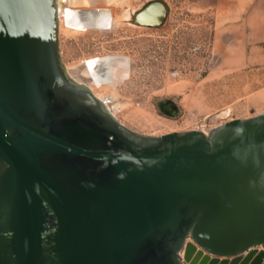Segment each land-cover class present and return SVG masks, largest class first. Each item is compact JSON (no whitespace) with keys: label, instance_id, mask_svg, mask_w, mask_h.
Instances as JSON below:
<instances>
[{"label":"water","instance_id":"1","mask_svg":"<svg viewBox=\"0 0 264 264\" xmlns=\"http://www.w3.org/2000/svg\"><path fill=\"white\" fill-rule=\"evenodd\" d=\"M61 4L0 0V264H185L189 238L260 264L264 112L210 134L131 130L65 67Z\"/></svg>","mask_w":264,"mask_h":264},{"label":"rangeland","instance_id":"2","mask_svg":"<svg viewBox=\"0 0 264 264\" xmlns=\"http://www.w3.org/2000/svg\"><path fill=\"white\" fill-rule=\"evenodd\" d=\"M153 1L96 0L87 6L79 0L80 9L109 6L112 18L102 27L86 23L75 28L64 17L59 21L61 58L70 76L88 80L78 67L90 69L95 61L125 62L122 74L90 88L97 97L108 98L104 103L122 124L145 135L187 130L210 134L233 119L263 113L262 0H158L167 10L164 22L155 27L138 23L137 12ZM71 4L62 0V14ZM169 102L176 109L167 110ZM188 242L190 238L182 251L188 255L185 264H254L257 257L215 261L199 247L189 248Z\"/></svg>","mask_w":264,"mask_h":264},{"label":"bare ground","instance_id":"3","mask_svg":"<svg viewBox=\"0 0 264 264\" xmlns=\"http://www.w3.org/2000/svg\"><path fill=\"white\" fill-rule=\"evenodd\" d=\"M71 0H67V4L70 3ZM84 5H87L90 2L96 1V0H81ZM106 3L110 2L111 0H105ZM113 1V0H112ZM79 0H72L71 9L65 10V12L62 14V10L59 9L60 18L59 21L67 24L69 27H73L74 25L80 26L79 24L83 25L86 23H92V24H99L102 26L110 25V22L108 21L110 19L109 13L111 11V8L108 7H95V8H86L80 9L82 7H77L76 5H79ZM62 5V4H61ZM67 6V5H66ZM88 6V5H87ZM91 6V5H90ZM68 7V6H67ZM86 8V9H85ZM68 16V17H66ZM112 18V16H111ZM66 19V20H65ZM63 24V23H62ZM68 27V28H69ZM76 28V26H74ZM74 29V28H73ZM91 68L89 69L86 64L81 65L78 67V71L82 76H86L87 79L83 81H79L75 78V80L79 83L87 84L89 87L92 86L93 83L101 82L104 80L111 79L115 76H118L122 74L125 71V68L127 67V64L125 62H122L120 60H112V59H104L100 61H95L89 64ZM77 71V72H78ZM72 73V72H71ZM77 77V76H76ZM84 79V78H83ZM88 81V83H87ZM99 98V97H98ZM103 101H106L108 98H100ZM111 104H112V99ZM108 108L113 111L112 108L108 106ZM113 113V112H112ZM204 131V130H203Z\"/></svg>","mask_w":264,"mask_h":264},{"label":"crops","instance_id":"4","mask_svg":"<svg viewBox=\"0 0 264 264\" xmlns=\"http://www.w3.org/2000/svg\"><path fill=\"white\" fill-rule=\"evenodd\" d=\"M262 2H263V10L262 11H263V17H264V0H262ZM260 25L264 26V22H261ZM260 38H261V44L264 47V29L261 31ZM251 43H252V45L254 44V42H251ZM257 43H259V42H257ZM252 49H254V45L252 46Z\"/></svg>","mask_w":264,"mask_h":264},{"label":"flooded vegetation","instance_id":"5","mask_svg":"<svg viewBox=\"0 0 264 264\" xmlns=\"http://www.w3.org/2000/svg\"><path fill=\"white\" fill-rule=\"evenodd\" d=\"M166 106H167V105H166ZM171 108H172L171 105L166 107V109L169 110V111H171V110H170ZM169 114H170V113H169ZM170 115H171V114H170Z\"/></svg>","mask_w":264,"mask_h":264}]
</instances>
